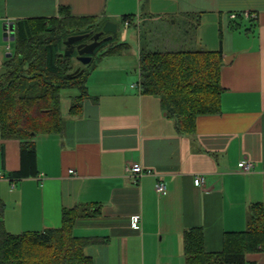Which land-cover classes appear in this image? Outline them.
Returning <instances> with one entry per match:
<instances>
[{"label": "crops", "instance_id": "1", "mask_svg": "<svg viewBox=\"0 0 264 264\" xmlns=\"http://www.w3.org/2000/svg\"><path fill=\"white\" fill-rule=\"evenodd\" d=\"M61 9L101 28L113 22L123 40L117 43L136 36V45L101 59L81 111L69 112L73 99L61 108L60 134L33 138L36 176L16 180L14 188L0 181L5 229L58 228L64 209L99 206L98 215L79 217L73 228L76 237L100 240L83 250L93 264H185L182 236L191 228L203 231L207 252L221 251L225 234L246 229L250 205L264 209V0H0V24L58 18ZM142 45L221 52L220 111L199 116L192 135L179 134L159 99L141 93ZM130 51L132 62L124 56ZM0 145V173L8 178L21 167L20 144ZM241 161L253 170L241 172ZM128 164L151 174L132 178ZM198 176L201 186L194 185ZM158 180L166 185L162 194ZM134 215L141 217L138 231L129 224ZM246 261L264 264V248Z\"/></svg>", "mask_w": 264, "mask_h": 264}, {"label": "trees", "instance_id": "2", "mask_svg": "<svg viewBox=\"0 0 264 264\" xmlns=\"http://www.w3.org/2000/svg\"><path fill=\"white\" fill-rule=\"evenodd\" d=\"M61 13L58 18L15 21L13 51L0 64V140H18L20 144L21 167L8 176L13 182L36 176L33 138L62 132L61 90H78L69 112L79 113L88 96L87 79L97 66L95 62L129 48L127 43L112 39L95 49L89 64L75 67L76 53L63 55L64 41L70 36L92 35L101 24L93 18L71 17L64 9ZM125 20L132 25L131 17H123ZM222 66L220 51H160L142 45L138 58L140 90L159 99L179 134L192 135L199 116L220 111ZM93 207L64 209L58 228L11 234L4 226L5 204L0 199V264H93L83 250L100 240L73 235L79 217L99 214L100 207ZM182 238L185 264H255L246 261V256L264 248V209L260 203L250 205L246 229L225 234L219 252L205 250L200 228L185 230Z\"/></svg>", "mask_w": 264, "mask_h": 264}, {"label": "water", "instance_id": "3", "mask_svg": "<svg viewBox=\"0 0 264 264\" xmlns=\"http://www.w3.org/2000/svg\"><path fill=\"white\" fill-rule=\"evenodd\" d=\"M117 24L113 22H106L100 31L94 34H81L70 36L67 40L64 41L65 49L63 55L68 57L76 53V59L82 65H87L91 61V56L94 53L95 49L99 47L102 43L111 41L112 39L117 38ZM3 39L13 41L14 39V23L13 22H4L2 24ZM91 35V36H90ZM107 35V36H105ZM104 36V37H103ZM84 39H89L88 43L81 42ZM10 54L7 55L9 57ZM227 62V58H225ZM79 71V68L75 70V73Z\"/></svg>", "mask_w": 264, "mask_h": 264}, {"label": "built area", "instance_id": "4", "mask_svg": "<svg viewBox=\"0 0 264 264\" xmlns=\"http://www.w3.org/2000/svg\"><path fill=\"white\" fill-rule=\"evenodd\" d=\"M231 18H236L235 14L231 15ZM125 25L129 24V21L124 22ZM238 168L243 173H249L253 170L254 164L249 161H241L238 163ZM126 173L128 176L132 178H138L143 175H150V170H143V168L139 164H128L126 167ZM72 173V171H71ZM9 180L4 174L0 173V181ZM11 181V180H9ZM204 182V178L202 176H198L194 179V185L195 186H201ZM11 188H14V183L11 181ZM155 191L158 194H162L166 191V185L163 181L158 180L155 184ZM129 224L132 230L138 231L141 228V217L139 215H134L130 217Z\"/></svg>", "mask_w": 264, "mask_h": 264}, {"label": "rangeland", "instance_id": "5", "mask_svg": "<svg viewBox=\"0 0 264 264\" xmlns=\"http://www.w3.org/2000/svg\"><path fill=\"white\" fill-rule=\"evenodd\" d=\"M0 29H2V26H1V24H0ZM122 30H124V29H122ZM127 30H129V33L130 34H133V31H132V29H127ZM142 34H143V39H145L144 40V42H146V43H148V40L151 38L150 36H149V34L146 32V29L144 28V29H142ZM120 37H121V34H119V35H117V38L118 39H116V42H122L123 40L122 39H120ZM134 38H136V36H131V37H129L128 38V40L126 41L127 42V44L128 45H130L131 47H132V45H136V39H134ZM8 44H10L11 45V47L9 48V49H7L6 47H7V45ZM13 42H5L3 39H2V34H1V32H0V58L2 59V60H5L6 58H7V53H10V52H12L13 51ZM133 52H135V51H133ZM132 52L130 51L129 53H126L124 56H127V58L125 59V60H127V61H129V62H132L133 61V56H132ZM103 59V58H102ZM94 61H96V59L94 60ZM101 61V60H100ZM99 60L98 61H96L95 63H96V65H98L99 64V62H100ZM134 62H135V58H134ZM73 63H74V66L75 67H77V66H79V65H82L80 62H78L77 61V59H76V57H75V59H73ZM83 66H85V65H83ZM94 70V69H93ZM93 70H91L90 71V73L93 71ZM0 71H1V68H0ZM90 73H89V75H90ZM89 75H88V77H89ZM76 95H78V90L77 89H63V90H61V92H60V96H61V108H62V111H64L67 107H69V105H70V103H71V100L73 99V97H75ZM65 112V111H64ZM0 162H1V160H0Z\"/></svg>", "mask_w": 264, "mask_h": 264}]
</instances>
